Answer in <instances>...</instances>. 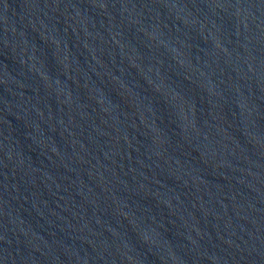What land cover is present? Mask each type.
Wrapping results in <instances>:
<instances>
[{"label":"water","instance_id":"95a60500","mask_svg":"<svg viewBox=\"0 0 264 264\" xmlns=\"http://www.w3.org/2000/svg\"><path fill=\"white\" fill-rule=\"evenodd\" d=\"M0 264H264V0H0Z\"/></svg>","mask_w":264,"mask_h":264}]
</instances>
